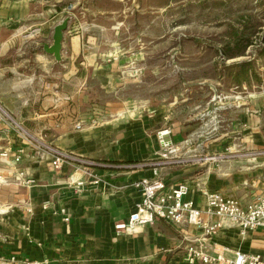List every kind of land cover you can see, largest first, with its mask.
<instances>
[{
    "label": "crops",
    "instance_id": "obj_1",
    "mask_svg": "<svg viewBox=\"0 0 264 264\" xmlns=\"http://www.w3.org/2000/svg\"><path fill=\"white\" fill-rule=\"evenodd\" d=\"M112 1L91 0L87 13L80 12L89 13V24L77 12L68 13L74 18L57 61L44 47L53 44L54 29L64 21L63 0H0V104L37 142L94 163H66L56 170L52 157L41 160L33 144L18 139L14 122L0 120V154H9L6 161L0 159V172L8 180L15 177L13 184L2 186H11L15 199L0 200V264H191L185 250L204 238L200 228L157 221L131 232L117 230L141 200L132 184L152 176L160 152L156 134L167 125L179 148L177 157L195 160L161 167L167 187L186 182L187 198L200 206L204 189L243 204L264 194V157L203 161L228 148L236 154L264 148L262 118L255 111L258 95L221 93L219 80L204 79L190 81L189 89L201 90L200 95L170 104L169 115L131 104L129 89L142 81L144 64L130 58L123 41L129 15L122 1ZM218 95L229 98L214 101ZM208 111L219 116L212 132L205 129L206 120L199 123V112ZM200 134L206 136L199 140ZM23 149L16 172L34 181L29 186L19 185L11 166ZM86 167L109 187L101 192L88 185ZM80 181L86 183L83 188L73 183ZM2 194L8 195L6 190ZM211 242L229 257L236 251L264 257V230L242 237L237 227H229Z\"/></svg>",
    "mask_w": 264,
    "mask_h": 264
},
{
    "label": "rangeland",
    "instance_id": "obj_2",
    "mask_svg": "<svg viewBox=\"0 0 264 264\" xmlns=\"http://www.w3.org/2000/svg\"><path fill=\"white\" fill-rule=\"evenodd\" d=\"M118 1L116 3L123 2L129 15L123 28L126 50L134 62L144 64L142 81L129 89L131 104L160 108L169 115L170 104L178 101L181 105L180 101L191 93L200 95L201 90L189 89L190 81L215 79L220 82L221 93L258 95L255 111L262 118L264 136V0ZM62 3L67 9L61 15L64 20L71 18L69 26L74 18L69 12H77L83 24L90 23L89 13L80 16V12L87 13L85 6L91 0H63ZM103 96L100 93V97ZM176 106H172L175 111ZM177 112L180 117L187 114ZM199 114L200 125L206 124V118ZM20 133L22 140L25 139L22 131ZM256 150L263 152L264 148ZM249 152L242 149L240 155ZM4 175L0 172V200L15 199L11 186L2 187L12 183L15 177L8 180ZM5 190L8 195L3 197Z\"/></svg>",
    "mask_w": 264,
    "mask_h": 264
},
{
    "label": "built area",
    "instance_id": "obj_3",
    "mask_svg": "<svg viewBox=\"0 0 264 264\" xmlns=\"http://www.w3.org/2000/svg\"><path fill=\"white\" fill-rule=\"evenodd\" d=\"M140 70H136L135 74H139ZM229 97L214 96L213 100L217 102H225ZM207 121L205 127L207 130L215 131L218 129L219 116L216 111L206 112L203 114ZM8 119L14 122L8 115L6 110L0 104V120ZM15 123V122H14ZM17 128V134L21 137L22 133L25 139L22 141L30 142L36 148L40 159L52 157L56 170H61L66 163H80L84 166H91L94 163L83 161L73 155L64 153L50 145L37 142L22 127L14 124ZM82 124L77 123L76 129L81 130ZM20 130V131H19ZM170 128L164 129L157 133L158 142L160 144L159 159L152 164V176L145 177L136 181L132 186L141 193V200L137 204L135 211L130 215L128 222L117 225L118 231L131 232L137 227L153 225L157 221H165L178 228L184 229L187 226L200 228L204 232V238L195 242H191L186 247V260L193 264L201 262L202 264H264V257L261 255L248 254L236 251L233 256L229 257L224 252H217L216 245L211 242L221 231L229 227H237L240 235L246 237L249 233L264 230V195L257 197L249 204H243L239 199L226 195L222 192H210L206 189L202 190L203 206L197 205L194 200L188 199L191 190L189 184L182 182L177 186L167 187L160 168L171 164H183L193 159H181L177 157L179 148L177 147ZM191 140L187 141L189 144ZM249 153L240 155V153L232 152L230 148L227 153L222 155L209 156L203 159L214 164L238 156L250 161H257L264 156V151L259 152L249 150ZM24 155V149L19 155L12 160L11 166L15 171L14 175H18L19 185L29 186L34 184L31 179H24L23 172H16V167L21 163ZM8 152L0 154V159L6 161ZM85 174L89 177L88 185L95 186L103 192L109 183L105 182L98 175L88 171V167L84 169ZM79 188H83L86 183L80 181L73 182ZM69 221V218L66 219ZM26 229V227H25ZM28 230V229H27ZM29 235V232L26 234ZM6 239V238H5ZM14 261V259H13ZM29 264H46L45 262L33 261Z\"/></svg>",
    "mask_w": 264,
    "mask_h": 264
},
{
    "label": "water",
    "instance_id": "obj_4",
    "mask_svg": "<svg viewBox=\"0 0 264 264\" xmlns=\"http://www.w3.org/2000/svg\"><path fill=\"white\" fill-rule=\"evenodd\" d=\"M70 19H66L63 23L57 25L54 29L53 44L44 47L46 53L55 57L57 61H61L63 51V41L65 33L68 31Z\"/></svg>",
    "mask_w": 264,
    "mask_h": 264
}]
</instances>
